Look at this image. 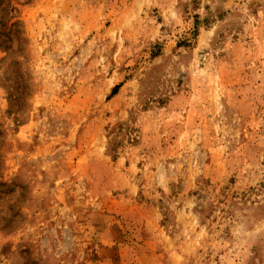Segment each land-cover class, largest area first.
I'll return each instance as SVG.
<instances>
[{
	"label": "rangeland",
	"instance_id": "1",
	"mask_svg": "<svg viewBox=\"0 0 264 264\" xmlns=\"http://www.w3.org/2000/svg\"><path fill=\"white\" fill-rule=\"evenodd\" d=\"M0 264H264V0H0Z\"/></svg>",
	"mask_w": 264,
	"mask_h": 264
},
{
	"label": "trees",
	"instance_id": "2",
	"mask_svg": "<svg viewBox=\"0 0 264 264\" xmlns=\"http://www.w3.org/2000/svg\"><path fill=\"white\" fill-rule=\"evenodd\" d=\"M115 93H116V90L113 91V94H115Z\"/></svg>",
	"mask_w": 264,
	"mask_h": 264
}]
</instances>
